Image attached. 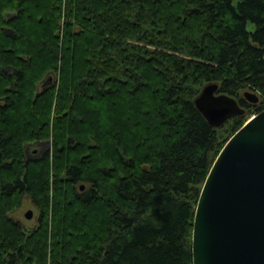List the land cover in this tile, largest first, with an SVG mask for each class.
Segmentation results:
<instances>
[{
  "label": "trees",
  "instance_id": "trees-1",
  "mask_svg": "<svg viewBox=\"0 0 264 264\" xmlns=\"http://www.w3.org/2000/svg\"><path fill=\"white\" fill-rule=\"evenodd\" d=\"M211 83L264 110V0H0V264H192L246 117L221 143L194 104ZM26 197L30 230L9 216Z\"/></svg>",
  "mask_w": 264,
  "mask_h": 264
},
{
  "label": "water",
  "instance_id": "water-1",
  "mask_svg": "<svg viewBox=\"0 0 264 264\" xmlns=\"http://www.w3.org/2000/svg\"><path fill=\"white\" fill-rule=\"evenodd\" d=\"M243 98L260 102L256 92ZM194 104L214 129L246 113L216 83L205 85ZM191 255L192 264H264V110L232 135L211 166L195 208Z\"/></svg>",
  "mask_w": 264,
  "mask_h": 264
},
{
  "label": "rangeland",
  "instance_id": "rangeland-1",
  "mask_svg": "<svg viewBox=\"0 0 264 264\" xmlns=\"http://www.w3.org/2000/svg\"><path fill=\"white\" fill-rule=\"evenodd\" d=\"M248 29H249V31H253L254 30V25L248 24ZM47 77H48V75H45L42 80H44ZM245 91L255 92V91H252L250 89H245V90L240 92L239 98L244 100L243 93ZM256 94L260 97V94L258 92H256ZM246 107H248V108H246L247 109V113H246V117L244 118V123H246V121H248L255 114H258L261 111H263L262 110L263 107H262V103H261V97H260V102L257 105H252V104L247 103ZM232 125H233V123L230 120L223 127L217 129V136L219 137V141L221 143L224 142V139L226 140V138L228 139L230 137L231 132L233 130ZM45 147H46L47 150L50 149L49 145H46ZM35 150H37L36 153L41 152L42 151L41 146L38 145L35 148ZM28 211H32V213H33V217L30 220L25 218V215H26V213ZM38 214H39L38 210L34 207L32 201L28 197H26V198L22 199L21 204L16 209L11 211L9 216L13 220V222H15V223L19 224L20 226H23L24 228L30 230V229L35 228L38 225Z\"/></svg>",
  "mask_w": 264,
  "mask_h": 264
}]
</instances>
